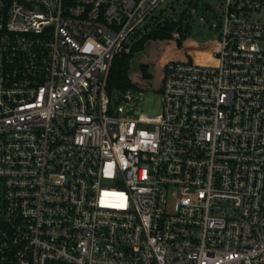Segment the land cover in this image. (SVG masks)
Here are the masks:
<instances>
[{
    "label": "built area",
    "instance_id": "2783aa9c",
    "mask_svg": "<svg viewBox=\"0 0 264 264\" xmlns=\"http://www.w3.org/2000/svg\"><path fill=\"white\" fill-rule=\"evenodd\" d=\"M165 1L0 0V264H264V0ZM181 15L135 116L110 63Z\"/></svg>",
    "mask_w": 264,
    "mask_h": 264
},
{
    "label": "trees",
    "instance_id": "16d2710c",
    "mask_svg": "<svg viewBox=\"0 0 264 264\" xmlns=\"http://www.w3.org/2000/svg\"><path fill=\"white\" fill-rule=\"evenodd\" d=\"M182 16L177 21L164 18L128 49L121 47L118 50L107 76L109 94H124L128 89L148 87L155 91L161 89L166 64L188 58V33H183L180 28ZM175 31L180 32V38L172 37L171 33Z\"/></svg>",
    "mask_w": 264,
    "mask_h": 264
},
{
    "label": "rangeland",
    "instance_id": "374dc122",
    "mask_svg": "<svg viewBox=\"0 0 264 264\" xmlns=\"http://www.w3.org/2000/svg\"><path fill=\"white\" fill-rule=\"evenodd\" d=\"M202 1L210 4L212 7H215V5L219 4L220 0H202ZM181 2L182 0H166L165 2L162 3L159 9H163L165 10V12L167 11V9L170 11L171 10L178 11ZM257 16L262 17V14ZM192 33L195 42L200 44L205 41H208L213 36L212 33L207 29L203 30L201 33H198L197 26H195V29L192 31ZM124 94L128 96H132L133 102L137 104V107L134 109L135 116H138L141 113L153 116V115H157V113L160 112L159 110L161 107L162 95L159 90L155 91L149 87L141 90L128 89Z\"/></svg>",
    "mask_w": 264,
    "mask_h": 264
}]
</instances>
